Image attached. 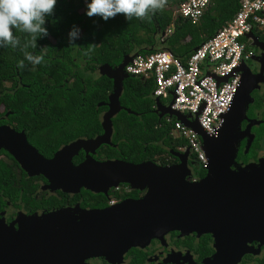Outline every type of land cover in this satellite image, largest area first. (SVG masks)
<instances>
[{"label": "water", "instance_id": "water-1", "mask_svg": "<svg viewBox=\"0 0 264 264\" xmlns=\"http://www.w3.org/2000/svg\"><path fill=\"white\" fill-rule=\"evenodd\" d=\"M165 34L166 31L162 33ZM252 34L248 33V37L254 38ZM136 55H126L115 67L108 63L99 67V72L113 79L114 83L107 102L108 110L103 115L101 134L88 139L79 138L58 150L52 158H47L23 132L18 133L4 125L0 126V149L9 150L30 175L46 176L49 180L47 187L52 190L78 192L81 187H87L107 192L109 187L127 182L134 188H147V193L142 198L126 199L108 209L85 210L81 219L65 223L51 215L31 216L26 222L20 221L19 229H15L0 219V264H63L64 259L74 253H102L111 247L126 250L168 230L184 228L185 216L189 213L199 218L212 217L209 220L214 224L221 215L228 221L224 223L226 227L236 224L235 216L242 212L248 216V224L264 215L262 175L231 170V161L242 136L234 132L235 100L216 135H209L197 120L189 123L185 114L163 106L159 98L155 100L157 107L154 111L161 118L166 114L175 115L202 136L203 149L213 162L206 178L198 185L186 180L191 171L189 150H171L180 159L179 164L171 166L119 158L98 160L90 155L96 153L102 144L116 145L112 141L113 118L124 108L120 98L124 80L130 76L125 66ZM241 105H238V110ZM125 109L135 113L131 108ZM82 148L86 149L87 157L76 165L72 158ZM227 207L230 209L226 210ZM227 229L236 230L235 226ZM243 231L247 233L248 228ZM245 239L247 236L238 237V240ZM234 246L243 248L240 244ZM234 246L233 251L223 249L221 256L227 258L222 259L223 262L234 264L240 259L243 250L234 253Z\"/></svg>", "mask_w": 264, "mask_h": 264}, {"label": "trees", "instance_id": "trees-1", "mask_svg": "<svg viewBox=\"0 0 264 264\" xmlns=\"http://www.w3.org/2000/svg\"><path fill=\"white\" fill-rule=\"evenodd\" d=\"M90 2L57 0L54 13L46 18L48 35L37 39V48L28 49L34 55H44L40 64L32 65L24 60L21 47H0V110L37 112L38 115L17 116L18 120L24 121L19 127L24 126L29 134L41 125L46 127L48 135L58 136L59 131L65 132L63 140L101 134L100 113L108 110L107 102L114 83L101 73L94 77V71L106 63L115 67L128 54L147 55L162 49L186 60L240 7V0H212L200 22L193 23L175 14L182 0H168L163 11H157L150 19L133 18L130 21L122 14L108 20L100 16L89 17L86 12ZM74 26L79 28L80 38L71 43L69 32ZM169 29L172 30L169 32ZM15 34L21 38L22 46L27 36ZM78 46L82 47L79 54L84 51L89 58L87 66L73 60ZM21 60L25 63L23 68L18 67ZM13 80L18 82L14 89L6 85ZM153 87V80L139 76L130 75L124 80L120 98L124 108L113 118L112 141L116 145L102 146L99 150L101 158L165 165L174 156L171 150L181 151L180 148L186 145L184 140L174 136L173 123L154 111ZM125 108H131L135 113ZM67 112H77V115H58ZM65 120L67 123L63 122ZM36 135L44 139V133ZM40 140H35L38 148ZM49 150L45 152L49 154ZM190 158L195 159V156ZM16 164L14 155L3 147L0 152V192L7 194L17 189ZM24 189L34 188L27 186ZM1 201L0 196V207Z\"/></svg>", "mask_w": 264, "mask_h": 264}, {"label": "flooded vegetation", "instance_id": "flooded-vegetation-1", "mask_svg": "<svg viewBox=\"0 0 264 264\" xmlns=\"http://www.w3.org/2000/svg\"><path fill=\"white\" fill-rule=\"evenodd\" d=\"M251 33L254 36V44L251 43V54L239 68L241 81L234 99V109L237 108L234 112V127L239 130L236 134L241 133L242 136L237 144L235 158L231 161V170L234 173L257 172L264 178V26L254 29ZM81 48V46L76 49L72 47L78 52L73 60L87 66L89 58L84 51L81 55L79 54L78 50ZM92 74L96 77L100 72L96 70ZM14 84L17 85L18 82L13 80L6 83L12 89L15 87ZM240 103L242 105L238 110ZM106 111L100 113L101 123ZM30 115L38 114L2 109L0 110V126H10L18 133L23 132L28 141L47 158H52L58 150L79 138H92L78 136L63 140L65 132L59 131L58 136L48 135L44 125L38 126L37 131L29 134L24 126L19 127V123L24 121L18 120L17 116ZM58 115L59 117L77 115V112L58 113ZM63 122L67 123V120ZM36 132L44 133V139L36 135ZM38 138H41L40 148L36 146L35 140ZM105 145L108 144H102L96 153H90V155L98 160L109 159L101 158L99 155V150ZM47 149H50L49 154L45 152ZM1 150L2 148L0 152ZM174 156H171L169 163L162 166L179 164V157ZM86 157V149L82 148L78 154L74 155L72 161L78 165ZM190 157L189 155L188 165L191 171L186 176V180L192 185H198L206 178L213 160L208 158L206 162H200ZM15 160L18 175L14 179L17 182L15 185L17 189L7 194L0 192L2 197L0 219L15 229H19L20 221L26 222L31 216L51 215L61 223L79 220L85 210L108 209L126 199L142 198L148 191L147 188H134L127 182L109 187L107 192H98L87 187H81L78 192L52 190L47 187L49 180L46 176L30 175L16 158ZM27 186L34 189L25 191L24 187ZM227 209L230 208L227 207ZM211 218H199L189 213L185 216L184 228L168 230L159 236L152 237L148 242L133 245L126 250L111 247L102 253L70 254L64 259L63 264H233L223 262L222 259L227 258L221 255L223 249L233 251L234 244L243 245V248L234 246V253L243 250L240 259H237L234 264H264V215L258 217L256 222L251 217L254 223L248 224L246 223L248 216L242 212L235 216L236 224L229 225V227L235 226V231L227 229L229 227H226L224 223L228 221L221 215L216 218L215 224L209 220ZM246 228H248L247 233L243 231ZM245 236L247 239L238 240V237ZM235 257L236 254H234Z\"/></svg>", "mask_w": 264, "mask_h": 264}, {"label": "built area", "instance_id": "built-area-1", "mask_svg": "<svg viewBox=\"0 0 264 264\" xmlns=\"http://www.w3.org/2000/svg\"><path fill=\"white\" fill-rule=\"evenodd\" d=\"M211 2L182 0L175 14L198 23ZM261 26H264V0H240L234 16L186 60L162 49L136 55L127 63L125 71L153 80L155 100L159 98L163 106L185 114L189 123L197 120L209 135H216L224 121L223 115L235 99L241 81L239 68L251 54L248 33ZM165 116L167 122L173 123L174 136L186 143L181 152L189 150L195 160L206 162L202 136L177 116Z\"/></svg>", "mask_w": 264, "mask_h": 264}, {"label": "clouds", "instance_id": "clouds-1", "mask_svg": "<svg viewBox=\"0 0 264 264\" xmlns=\"http://www.w3.org/2000/svg\"><path fill=\"white\" fill-rule=\"evenodd\" d=\"M57 0H0V47H21L24 60L32 65L44 61V55H34L28 49L37 48V39L48 35L46 18L54 13ZM168 0H91L87 5L89 17L100 16L104 20L122 14L126 19H150L157 11H163ZM15 30V31H14ZM23 33L27 39L21 46V38L15 33ZM77 27L69 32V41L79 38ZM24 60L18 67L25 66Z\"/></svg>", "mask_w": 264, "mask_h": 264}, {"label": "rangeland", "instance_id": "rangeland-1", "mask_svg": "<svg viewBox=\"0 0 264 264\" xmlns=\"http://www.w3.org/2000/svg\"><path fill=\"white\" fill-rule=\"evenodd\" d=\"M250 38V37H249ZM253 41H254V38H250V42L251 43H253ZM155 104H156V102H155ZM155 109V108H154ZM225 115V114H224ZM224 115H223V118H224ZM234 132L235 133H237V132H239V130L238 129H234ZM176 134V133H175ZM176 138H178V137H176ZM185 152V151H184Z\"/></svg>", "mask_w": 264, "mask_h": 264}, {"label": "bare ground", "instance_id": "bare-ground-1", "mask_svg": "<svg viewBox=\"0 0 264 264\" xmlns=\"http://www.w3.org/2000/svg\"><path fill=\"white\" fill-rule=\"evenodd\" d=\"M164 117H166V116H164Z\"/></svg>", "mask_w": 264, "mask_h": 264}]
</instances>
